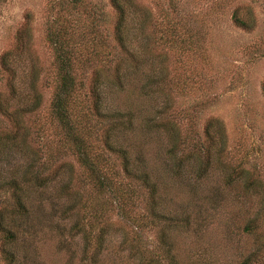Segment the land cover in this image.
<instances>
[{
  "label": "rangeland",
  "instance_id": "1",
  "mask_svg": "<svg viewBox=\"0 0 264 264\" xmlns=\"http://www.w3.org/2000/svg\"><path fill=\"white\" fill-rule=\"evenodd\" d=\"M138 1L150 13L148 48L159 58L154 68L155 83L170 97L168 116L185 134L187 142L203 141L211 159L206 181L198 186L196 194L190 195L162 170V162H157L156 153H162L164 137L154 138L145 149L150 170L157 172L164 183L165 199L171 200L172 212H177L179 205L189 206L190 229L171 237L175 262L243 264L248 260L251 264H264V0ZM236 11L243 18L251 14L250 29L233 23ZM116 18L109 0H79L77 4L73 0L0 1V56L20 45L19 32L26 28L27 51L35 65L37 87L43 94L42 107L25 116L30 138L34 147L42 151V161L51 157L46 173L51 174L65 162L60 173L66 174L44 192H30L27 237L9 247L14 254L10 263L5 260L0 234V264H90L84 260L87 251L81 237H73L70 227L83 218L91 223L99 214L94 206L103 197L85 180L74 157L64 150L61 131L51 115L55 63L46 39L52 29L65 28L62 41L66 48L77 49L80 39L87 43L100 36L104 46L108 44L109 53ZM23 62L28 63L26 58ZM92 66L96 64L88 69ZM17 68L18 84L27 85V66ZM84 82L87 90L88 81ZM9 86L10 74L0 64V96L4 99ZM118 101L129 102L133 110H146L134 95ZM213 118L224 128V143L219 147L216 138L206 139L204 133L205 125ZM90 121V141L100 146V130L93 129L94 122ZM0 122L6 124L5 116L0 115ZM190 150V146L186 147L180 154ZM11 160L9 167H0L3 178L19 158L14 155ZM233 170H243L244 177L227 185L224 176ZM247 180L253 181L252 189L244 187ZM138 194L136 206L142 211L144 195L140 191ZM105 198L108 202L102 220L106 224L118 221L109 204L110 196ZM12 207L10 193L0 190V212ZM91 207L94 210H87ZM66 208L72 210V216L67 218ZM250 221L254 229L247 233L244 226ZM100 226L99 222L91 223L95 233ZM140 235L146 257L157 256L155 232L147 227ZM103 256L96 264H126L115 256L112 244ZM159 261L168 263L161 258Z\"/></svg>",
  "mask_w": 264,
  "mask_h": 264
},
{
  "label": "trees",
  "instance_id": "2",
  "mask_svg": "<svg viewBox=\"0 0 264 264\" xmlns=\"http://www.w3.org/2000/svg\"><path fill=\"white\" fill-rule=\"evenodd\" d=\"M78 1L73 0V3ZM109 3L117 16L112 29L111 52H107L109 46H104L100 36L87 43L80 39L77 49L66 48L62 41L64 27L52 29L46 39L55 63L49 101L51 115L61 131L64 150L74 157L85 180L103 197L102 202L94 206L99 214L92 222L101 223L96 233L90 219L85 221V218L74 222L70 229L73 237H81L87 251L84 260L90 264L104 257L109 244L113 245L115 256L126 264H161L160 258L167 264H176L171 237L190 229L189 206L179 205V210L172 212L171 200L165 199L164 183L157 172L150 170L145 149L154 138L164 137V149L161 154L156 153L157 162H162V170L190 195L196 194L198 186L206 181L211 159L206 144L200 140L187 142L185 134L168 116L170 97L155 83L157 69L154 68L159 58L148 48L150 13L138 0H109ZM232 20L240 28L251 27L249 13L243 18L236 11ZM18 42L19 46L0 56L1 66L10 74L8 97L0 96V115L6 118V124L0 122V167H9L14 155L19 158L7 171L6 178L0 173V190L9 192L13 201L11 209L0 212L2 249L5 260L10 263L14 261V254L9 247L20 242L29 230L26 227L30 219V192H44L58 177L66 175L60 173L65 162L51 174L46 173L51 157L41 160L42 151L34 147L26 127L25 116L42 107L43 94L37 87L35 65L27 51L26 28L19 32ZM25 58L28 63L23 62ZM92 64L96 66L88 69ZM18 65L19 70L21 65L28 68L27 85L18 84ZM84 80L88 81L87 90H84ZM130 95L139 100L145 112L140 107L133 110L129 102L118 101L120 97L127 100ZM90 120L94 122L93 129L100 130V146L90 141L93 136ZM204 133L206 139L216 138L218 147L224 143V128L219 120L210 119ZM189 146L190 151L180 154ZM243 177V170H233L224 176L225 184L231 185ZM244 187L252 189L253 181L247 180ZM138 191L144 195L142 211L136 206ZM107 195L119 217L118 221L108 224L102 220ZM71 211V208L65 209L66 218L72 216ZM253 225L252 221L245 225V232L252 233ZM147 227L155 232V250L160 258L146 257L140 233ZM90 248L94 249L90 251ZM243 264L251 262L246 260Z\"/></svg>",
  "mask_w": 264,
  "mask_h": 264
}]
</instances>
